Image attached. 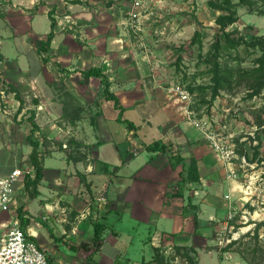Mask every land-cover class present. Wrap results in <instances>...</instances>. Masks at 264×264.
<instances>
[{"label": "rangeland", "instance_id": "rangeland-1", "mask_svg": "<svg viewBox=\"0 0 264 264\" xmlns=\"http://www.w3.org/2000/svg\"><path fill=\"white\" fill-rule=\"evenodd\" d=\"M54 1L57 0H0V171L3 172L11 168L14 160L25 170L31 168L30 153L33 147L28 142V135L33 125L30 111L35 113V121L40 126L32 138L43 143L50 139L47 130L43 133L40 131L42 125L51 123L43 113L50 94L46 83L50 78L65 77L59 74L64 71L60 69L58 48L56 53L54 50L49 52L51 46L48 50L41 48L42 39H46V33L51 30L49 18H55L52 8ZM61 1L72 12L82 11L85 2H91ZM132 1L96 0L95 3L101 7L95 5L92 8L97 12L105 11L104 6L109 2L113 8L107 10L115 12L123 20L116 28L120 27L129 38L132 54L126 59L134 60L133 57H136L146 62L144 66V63L135 60L133 66L138 71L134 67L130 69V86L156 91L148 99V106L153 107V111L152 107L149 109L150 112L156 111L155 106L159 108L163 100V106L173 113V120L179 122L187 120L182 109L187 103L182 102L174 89L187 88L192 94L190 106L196 115L208 119L211 129H219L236 145V156L232 161L239 177L234 184L241 194L234 195L236 198L232 199L239 207L234 209L235 216L229 220L228 228L219 225L214 236L217 255L229 259L220 263L216 253L202 251L203 264H264V83L250 75L252 70L264 63V47L259 43V38L264 37V2L232 0L235 21L227 31L235 39L243 37L245 41L237 48H227L216 21L218 15L227 12L213 7L211 0H143L145 7L140 37L136 36L129 21L128 11ZM213 1L219 5L225 4V0ZM66 13L63 10L60 16L65 19ZM74 38L81 45V38L76 35ZM72 39L68 38L69 41ZM228 70L231 73L228 81L218 87L215 78L223 76ZM135 77L138 81H135ZM16 91H19L25 103L21 111ZM109 103L111 106L107 107L106 113L114 109L113 103ZM128 105L126 115L139 123L148 111L146 105L138 103L136 111ZM154 121L155 126L160 125L156 117ZM151 125L153 123L150 122ZM192 128L191 131L195 132ZM151 133L149 129L144 130L143 140L152 142L155 136H159L156 135L158 132L154 135ZM200 134L205 141L203 146L210 148L208 140ZM61 146L63 148L62 142ZM255 146L259 147L260 152L256 158ZM212 153L220 162L216 151ZM244 154L246 161L243 160ZM147 156V152H144L137 161L142 163ZM46 162H49L48 158ZM42 196L39 195V198ZM18 198L29 209L32 220L27 227L37 233L35 241L41 243L40 246L54 264H160L155 261L154 254H163L165 264H190L184 258L180 241L175 239L158 242L156 246L159 252L156 253L153 245H146L151 241L149 236L147 238L149 230L144 226L132 228L133 221L127 215L119 223L113 224L114 227L110 225L105 229V242L100 250L96 251L92 244L85 249L84 243H89L94 234L93 221L106 218L102 212L98 210L97 216L91 218L93 221L79 224L80 233L73 234L71 227H68L70 223L67 217L70 214L63 205L53 218H42L40 211L43 205L39 203V198H33L28 192ZM83 208L76 212L83 213ZM24 213L28 214L27 209ZM108 220L110 224L114 222L112 218ZM166 228L171 229L170 226ZM115 230L120 232L119 235L115 234Z\"/></svg>", "mask_w": 264, "mask_h": 264}, {"label": "crops", "instance_id": "crops-1", "mask_svg": "<svg viewBox=\"0 0 264 264\" xmlns=\"http://www.w3.org/2000/svg\"><path fill=\"white\" fill-rule=\"evenodd\" d=\"M90 1L85 2L82 11L77 12L68 11L61 0L52 4L56 35L49 52L54 50L56 53L58 48L60 69L64 71L59 74L65 77L50 78L46 83L50 94L43 113L51 123L42 125L40 131L47 130L50 139L46 143L40 141L44 176L35 196L44 195L39 198V203L43 205L40 211L42 218H53L63 205L70 214L67 217L68 227L73 234H79L78 225L93 221L91 218L97 216L98 210L106 218L95 221L101 220L107 227L119 223L127 215L133 221L132 228L144 226L149 230L147 238L150 237L151 241L146 245L157 247L158 242L171 238L180 241L182 246H194L197 264H203L202 251L216 253L220 263L229 259L217 255L214 236L219 225L228 223L226 218L231 203L234 208L239 207L232 199L234 195L241 194L236 189L235 180L227 177L226 168L217 162L210 143L208 149L203 146L204 139L190 121L173 120V113L163 106V100L159 108L155 106L156 111L150 112L152 105L148 106V99L156 91L130 86V69L134 67L138 71L133 66L135 60L144 63V66L146 62L136 57H133L134 60L126 59L132 54L129 38L120 27L116 28L123 20L115 12L107 10L113 6L107 2L105 11L97 12V9H92L98 5L96 0ZM61 8L67 11L65 19L60 16L63 12ZM49 21L51 25L50 18ZM74 35L81 38V45ZM69 37H73V41H69ZM94 65L101 66L112 83V91L126 108V117L128 104L133 111L138 110V103L146 105L150 113L145 112L139 123L128 117L139 126L135 133L128 129L126 123L117 120L119 112L114 105L113 111L106 113L112 101L100 98V78L83 76L82 71ZM56 80L59 82L55 83ZM154 117L160 125L155 126ZM150 122L153 125L149 126ZM146 129L152 131V135L158 132L156 135L159 136L153 140L172 143L174 150L185 158L184 163L173 166L168 152L146 150L143 143L153 142L143 140L142 133ZM144 152L148 156L139 163L137 158ZM47 158L49 162H46ZM193 158L200 171V180L187 182L182 190L183 200L179 201L171 196L172 190L181 176L187 174V167ZM160 159L161 162L158 161ZM16 163L17 160H14L11 168L17 166ZM81 207L84 211L79 214L76 211ZM26 209L27 216L32 220L29 209ZM109 218L114 222L110 224ZM169 226L171 229L166 228ZM27 228L38 238L31 227ZM119 233L115 230L116 235Z\"/></svg>", "mask_w": 264, "mask_h": 264}, {"label": "built area", "instance_id": "built-area-1", "mask_svg": "<svg viewBox=\"0 0 264 264\" xmlns=\"http://www.w3.org/2000/svg\"><path fill=\"white\" fill-rule=\"evenodd\" d=\"M131 5L128 11L129 21L136 36L140 37L139 31H142V13L145 4L143 0H133ZM174 91L182 102L187 103L182 107L184 117L204 135L212 149L216 151L218 160L226 168L227 177L236 181L239 172L232 161L236 156V145L231 143L228 135H224L219 129H211V122L208 119L196 115L195 110L190 106L192 94L187 88L177 87ZM243 160L246 161L245 154ZM27 174L35 177V170L32 166L25 170L17 165L6 172L0 171V264H53L45 249L35 241L36 234L28 228H23L19 215V207L22 204L18 197L22 193L27 195ZM226 197L229 196L226 195ZM234 209L231 203V209L226 218L228 223L235 216ZM228 223L224 229L228 228Z\"/></svg>", "mask_w": 264, "mask_h": 264}, {"label": "trees", "instance_id": "trees-1", "mask_svg": "<svg viewBox=\"0 0 264 264\" xmlns=\"http://www.w3.org/2000/svg\"><path fill=\"white\" fill-rule=\"evenodd\" d=\"M242 1V0H241ZM244 1H255V0H244ZM264 2V0H261ZM210 4L213 7H217V8H221L226 10L227 13H221L220 15H218V17L216 18V21L218 22V24L220 25L221 31L223 32V38L225 40V44L227 48H237L238 46L241 45L242 41H245L243 39V37H240L238 39H235L234 37H232V35L227 31V28L235 21V10L232 9L233 8V3L232 0H225V4L224 5H219L217 2L211 0ZM49 15H51V13H49ZM52 29L51 31L48 33V36L46 39H42V43H41V48L44 50H48V48L51 46V42L53 40V38L56 35V21L55 19L51 20V25ZM198 34V32H197ZM259 43L261 44V46L264 47V37L259 38ZM217 66V64H216ZM264 63L262 64V66L260 68L254 69L251 71L250 75L257 77L259 79H261L264 83ZM217 71V70H216ZM82 74L85 78H90V77H94L97 76L100 78V82L102 83L101 85V89L99 91V95L100 98H104L106 100H110L113 102V105L115 107V109L119 112L117 120L119 122L122 123H126L127 127L129 130H133L134 133L135 131L138 129V125L131 119H129L128 117L125 116V107L122 103V101L120 100L119 96L112 91L111 87H112V83H110V81L108 80L107 75L104 73L103 69L101 66L98 65H94L93 67L87 68L85 70L82 71ZM230 70L226 71L225 74L223 76H217V78H215V80H217L218 82V87H220L221 84H225L226 81H228V77L230 76ZM217 94V93H214ZM16 95L17 97L20 99V108L19 111L22 110L24 103V100L22 98H20V93L19 91H16ZM64 110H66V105L64 106ZM30 120L32 121V125L33 128H31V132L30 135H28V142L29 144L32 145L33 150L30 153V161H31V166L34 168L35 170V177H32L30 174H27L26 176V191L30 194H32V197H35L38 194V187L40 182L43 179V164H42V160H41V144L39 139L34 140L32 138V134L40 128L39 124L35 121L36 115L33 111H30ZM143 146L146 150H148L149 152H156V151H163V152H168L170 154V159L172 162L173 166H176L177 164H181L184 163L185 158L180 154V152H176L174 150L173 144L169 143V142H165L159 139L153 140L152 143H143ZM260 154L259 152V147L255 146V151H254V158L258 157ZM152 158H154V156H152ZM200 171L197 167V163L196 160L193 158L191 160L190 165L187 167V174L186 175H182L181 179L178 181L177 185L173 188V192H172V197L174 199H177L179 201H182L183 199V193L182 190L184 188V186L186 185L187 182H191V181H199L200 180ZM32 189V190H31ZM24 210L26 211L25 208V204L20 205L19 207V215L21 217L22 220V225L23 228H27V226L30 223V218L27 216V213H24ZM196 224H197V220H195ZM264 223V222H263ZM258 224V223H257ZM107 228V225L105 222L99 220V221H95L93 222V231L94 234L90 240L89 243H84L83 247L86 249L88 246H90V244L95 246V250H99L100 246L102 245V243L104 242V232L105 229ZM34 239H36L34 237ZM183 250H184V258L187 259L188 262H190V264H197L196 262V257H195V248L194 246H182ZM156 253L159 252L158 248L155 247ZM194 252V254H193ZM154 258L155 261L160 263V264H165L164 263V255L163 254H154ZM51 262V260H50ZM53 263V262H51ZM54 264V263H53Z\"/></svg>", "mask_w": 264, "mask_h": 264}]
</instances>
